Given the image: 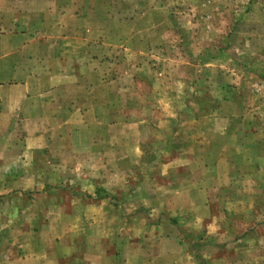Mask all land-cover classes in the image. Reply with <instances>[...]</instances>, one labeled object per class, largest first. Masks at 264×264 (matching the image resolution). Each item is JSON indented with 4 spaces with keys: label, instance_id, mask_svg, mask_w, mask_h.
Listing matches in <instances>:
<instances>
[{
    "label": "crops",
    "instance_id": "0c3cea01",
    "mask_svg": "<svg viewBox=\"0 0 264 264\" xmlns=\"http://www.w3.org/2000/svg\"><path fill=\"white\" fill-rule=\"evenodd\" d=\"M90 1L0 0V264H203L237 252L206 243L257 245L262 131L194 120L158 145L169 92L145 65L115 74L116 12ZM226 188L246 199L230 236L210 199Z\"/></svg>",
    "mask_w": 264,
    "mask_h": 264
},
{
    "label": "rangeland",
    "instance_id": "374dc122",
    "mask_svg": "<svg viewBox=\"0 0 264 264\" xmlns=\"http://www.w3.org/2000/svg\"><path fill=\"white\" fill-rule=\"evenodd\" d=\"M90 7L116 12L104 33L115 45V74L145 65L169 92L171 110H158L156 117L158 145L162 137H180L178 131L195 121L218 117L246 139L264 135V0H92ZM93 19L104 23L110 17ZM139 87L150 96L148 87ZM210 199L212 212L227 221L223 232L236 234L246 199L233 197L231 188L220 195L211 191ZM257 203L245 212L255 224L257 245L231 241L217 250L206 243L216 259L225 250L237 252L226 262L203 264H264V193Z\"/></svg>",
    "mask_w": 264,
    "mask_h": 264
}]
</instances>
